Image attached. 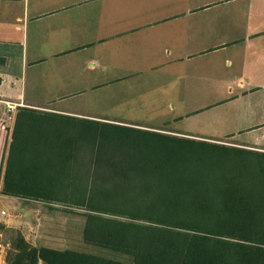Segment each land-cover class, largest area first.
<instances>
[{"label":"crops","instance_id":"1","mask_svg":"<svg viewBox=\"0 0 264 264\" xmlns=\"http://www.w3.org/2000/svg\"><path fill=\"white\" fill-rule=\"evenodd\" d=\"M0 101L264 153V0H0Z\"/></svg>","mask_w":264,"mask_h":264},{"label":"trees","instance_id":"2","mask_svg":"<svg viewBox=\"0 0 264 264\" xmlns=\"http://www.w3.org/2000/svg\"><path fill=\"white\" fill-rule=\"evenodd\" d=\"M3 194L84 210V241L133 264H264V153L20 107ZM8 264H126L24 239Z\"/></svg>","mask_w":264,"mask_h":264},{"label":"rangeland","instance_id":"3","mask_svg":"<svg viewBox=\"0 0 264 264\" xmlns=\"http://www.w3.org/2000/svg\"><path fill=\"white\" fill-rule=\"evenodd\" d=\"M80 113L82 114V116L79 115L80 117L112 122H115L113 118L119 116L142 120L143 115L152 114L149 111H82ZM130 125L134 124L130 123ZM136 125L146 127L142 124ZM8 142L3 147V159L6 149L8 150ZM221 143L227 144L228 140H223ZM18 200L21 201V206L18 207L0 200V208L3 202L5 211L1 214L2 220H0V264L9 263L16 252L14 244L20 239L36 247H47L59 251L71 250L133 264V259L129 255L93 246L84 241L85 216L82 208L61 203ZM16 221H19V225ZM38 264L43 263L40 261Z\"/></svg>","mask_w":264,"mask_h":264},{"label":"built area","instance_id":"4","mask_svg":"<svg viewBox=\"0 0 264 264\" xmlns=\"http://www.w3.org/2000/svg\"><path fill=\"white\" fill-rule=\"evenodd\" d=\"M5 105V116L7 120H10L12 118V115L15 113L16 109L18 107H22L23 104L21 102H12V101H0ZM7 121L0 119V128H7Z\"/></svg>","mask_w":264,"mask_h":264}]
</instances>
